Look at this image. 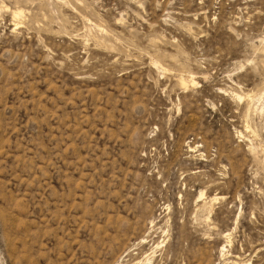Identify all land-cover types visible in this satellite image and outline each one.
Listing matches in <instances>:
<instances>
[{
  "label": "rangeland",
  "instance_id": "obj_1",
  "mask_svg": "<svg viewBox=\"0 0 264 264\" xmlns=\"http://www.w3.org/2000/svg\"><path fill=\"white\" fill-rule=\"evenodd\" d=\"M232 260L264 264V0H0V264Z\"/></svg>",
  "mask_w": 264,
  "mask_h": 264
},
{
  "label": "bare ground",
  "instance_id": "obj_2",
  "mask_svg": "<svg viewBox=\"0 0 264 264\" xmlns=\"http://www.w3.org/2000/svg\"><path fill=\"white\" fill-rule=\"evenodd\" d=\"M19 13V12H18ZM185 73V72H184ZM202 196V195H201ZM197 228V227H196ZM222 231V230H221ZM225 237V236H224ZM231 264H239V262L236 263V260H232Z\"/></svg>",
  "mask_w": 264,
  "mask_h": 264
}]
</instances>
